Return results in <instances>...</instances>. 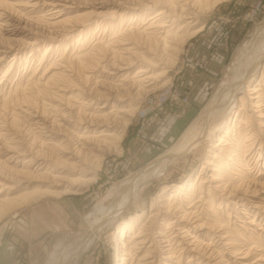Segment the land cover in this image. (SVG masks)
<instances>
[{"label":"rangeland","instance_id":"374dc122","mask_svg":"<svg viewBox=\"0 0 264 264\" xmlns=\"http://www.w3.org/2000/svg\"><path fill=\"white\" fill-rule=\"evenodd\" d=\"M0 1L4 3V6L0 5V12L3 14L0 20L2 159L6 148L13 149L22 144L26 148L35 140L39 143L44 140L48 146L51 145V140L44 139L43 134L37 130V125H33L36 123L34 116L40 115L44 118L42 115L47 111L45 103L50 102L47 101V92L41 90L38 85L43 84L40 74L55 61L57 63L61 58L64 59L67 54L81 49L88 50L100 42L107 46L110 40V30H99L98 33L95 23L91 22L89 29L81 35L86 39L85 42L79 44V31L73 33L72 27L65 30L49 21H61L77 13L90 12L101 22L104 17L112 15L118 8L116 4L121 1L58 0L60 4L71 7L62 11L63 7H59L61 13L58 16L50 15L53 9L44 3V0ZM118 19L115 15L114 24ZM128 19L127 16L125 24H128ZM200 27V31L181 43L179 51L174 53L172 58H165L164 61L168 62L166 67L162 64L153 66L155 75L166 71L162 77H157L155 89L134 95L135 97L128 94L129 98L120 102V105L130 109L127 113L119 114L118 120L115 118L113 125L109 126L115 137L101 156L102 159L88 157L89 164L78 166L80 169L57 170L60 172L58 177L53 176L54 172H30L32 168H25L28 171L25 173L12 174L14 179L22 182L11 191V195L17 198L0 208V264H121L122 257H125V264L135 263L136 257L133 255H122L127 247L125 244L130 245L132 238L131 233L126 231L127 228H124L121 237L123 223L136 218L137 227L144 223L146 229L152 230V236H156L155 228L164 227L163 223L172 216H165L163 220L153 219V213H150L151 203L154 198H171L179 186L185 193L187 189L192 191L190 197L181 193L176 196L181 200V209L193 211L196 215L192 216L189 226L193 224L194 227L198 223H204L206 226V221L216 222L222 226L221 231L225 232L219 236L216 230L208 232L207 228L205 232L208 235L205 237L190 229L194 238H189L188 235L187 239L197 246L195 251L199 255L187 263L189 252L178 248L173 256L175 260L180 258L181 264H212L215 261L216 264H264V260H257L264 257V151L259 157V163L256 161L257 155L249 157V165L245 162L240 165L233 160L227 161L231 177L229 181H223V185L232 191H224L222 194V191L216 192L213 203L208 201L206 188L209 184L206 182L207 174L212 165H207V168L201 170L202 165L206 166L204 161L211 159L214 152H218L213 145L219 136L223 135L226 127L233 129V123L239 124L234 121L238 108L236 103L227 110L223 124L217 127V131L189 151L171 159L157 176L149 178L138 190L134 199L114 218L112 224L103 228L99 238L89 243L80 253L78 251L81 243L85 244L89 217L98 205L110 204L112 207L124 199L133 185L134 177L145 166L171 149L189 126L195 124V127H204L210 113L213 110L217 113L224 103L230 101L229 90L235 86L239 77L237 75L246 72L257 51H261L259 47L264 41V0H220L199 16L194 29ZM56 47H59L58 50L54 49ZM44 48H48L47 52H44ZM108 55L106 59L111 58ZM139 65L132 64L128 73L132 75ZM263 65L264 59L261 58L257 72L245 85L260 79ZM102 76L105 77L104 74ZM91 82L93 81H90L89 87L93 86ZM225 93L228 95L225 96ZM241 94L242 92H239L237 98ZM66 96H69V93ZM110 106L111 104L104 110L108 111ZM45 119L48 120L47 117ZM60 136L63 137L62 134ZM229 139L231 143L229 148L226 147L228 150L222 151L220 155L225 157V160L234 155L243 160L248 148L244 147V144H240L239 150L233 148L236 134L230 135ZM239 140L244 143V138ZM48 153L49 151L45 150V154ZM25 159L20 162L19 169ZM255 161L256 169L252 168ZM77 164L79 165V162ZM34 166L36 167L37 163ZM238 169H242L246 174L248 172L243 183H235V173ZM196 176L205 179V182H202L205 187L202 192L199 191L202 183L196 182ZM254 188L255 191L251 192ZM4 193L6 191L0 195ZM176 203L174 207L177 210ZM194 219L198 220L193 223ZM209 223L207 225H210ZM77 252L79 255L76 257ZM144 253L145 251L141 252V256ZM245 254L246 258H241ZM196 257H199V261Z\"/></svg>","mask_w":264,"mask_h":264},{"label":"bare ground","instance_id":"6f19581e","mask_svg":"<svg viewBox=\"0 0 264 264\" xmlns=\"http://www.w3.org/2000/svg\"><path fill=\"white\" fill-rule=\"evenodd\" d=\"M120 1L121 2L118 4L115 3L118 5V8L112 15L107 18L104 17L101 22L95 19V16L90 12L77 13L61 21H49L56 26H62L65 30L66 28L69 30L72 27L71 32L73 33L79 31V44L85 42L86 39H84L83 36L81 37V35L89 29L91 22L95 23L97 32L99 30L102 32L110 30L108 34V36L110 35V40L107 46L99 41L100 43L98 45H94L88 50L81 49L78 52L75 51V53L67 54L68 56L66 55L64 59L60 56L61 60L59 62L55 63V61L51 64L52 67H50L51 65L49 64L50 66L40 74L39 77L43 79V84L38 83V85L41 90L47 92V95L50 97V99L48 97L47 101L50 102H46L47 104L45 103V109L47 110L45 112L46 114H41L44 118L40 115H38L39 117L37 115L34 116L33 120H35L34 122L36 123L33 125H37V130L40 134H43L44 139L51 140V145L48 146L44 140H41L40 143L35 140L29 147L24 145L26 148L23 147V144L13 149L4 148L6 152L4 150L5 154L3 158L0 159V194L4 191H6V193L0 195V208L9 202H13L17 198V196L11 195V191L22 181L14 179L12 177L13 173H25L28 172L25 168H32L30 172L47 171L48 174L54 172L52 173L53 176L58 177L60 172H57V170L63 171L65 168L67 171H71V169L77 170L80 169L81 165L89 164L88 157L90 158L93 156L99 158L103 156L108 145L112 143L111 140L115 137L114 133L109 129V126H111L115 118H119V114L127 113L130 109L123 104L120 105V102L124 101L125 98H129L130 95L128 96V94L138 96L140 93H147L155 89L158 81L157 77H162L166 71H162L155 75L153 66L162 64L163 67H166L168 62L164 61L165 58H170L174 53H177L181 43L183 44L191 35L193 36L202 29V27L194 29V26L197 25L199 20V16L220 0ZM1 2L2 1H0V5L4 6V3ZM45 2L53 9L50 15L58 16L63 9L71 8L70 5L64 6L60 4L58 0H44V3ZM59 7H63L61 11L58 9ZM115 15L119 18L116 24L113 22L115 21ZM127 16L129 22L125 24L124 21ZM1 18H3V14L0 12V20ZM84 22H86V24H84ZM53 27L55 28V26ZM32 45L33 43L30 44L31 47ZM58 48L59 47H56L54 49L58 50ZM66 48L67 44H65L64 50H66ZM259 48L261 51H257L258 53L255 54L249 68L246 69V72L243 71L244 73H241L242 75L238 74L237 76L239 77L235 82V86H231L232 88L230 87V101L224 103L217 113L213 112L215 111L213 110L204 127L200 125L195 127V124L189 126L183 137L171 149L165 151L158 158L151 161L140 173H138V175H136V177H134L135 180L133 185L128 189V193H126L127 195L124 199L117 202L118 205L115 203L111 207L110 204L107 206L100 204L96 207L89 217L87 237L85 238L86 240L84 239L85 244L82 245L81 243L78 249L79 253L83 248L87 247L89 243L99 238L103 228L112 224L114 218H116L118 214L123 211V208L134 199L133 197L137 194L138 190L146 184L149 178L157 176L167 163H170L169 161L171 159L189 151L202 140L208 139L217 127L221 125V123L223 124L227 110L234 106L235 103L238 108L235 112L234 121L239 124L233 123V129L228 126L226 127L223 135L219 136L218 141L213 145L214 148L218 149L219 153L214 152L211 159L204 161L206 166L202 165L201 170L212 165V168H209L210 172L208 174L206 173V182L209 183L207 185L208 187L206 186L208 190V201L213 203L217 195L216 192L218 191H222L220 192L221 194L224 191L228 193L232 191L226 188V185H223V181H227L231 177V174L228 172L230 166L227 162L228 160H233L240 165L243 164V162L249 165L250 158L257 155L256 161L259 163V157L264 151V65L262 66L260 79L258 81L256 80L257 82L255 83L245 85L250 77L257 72L260 59H264V41ZM46 49L44 52H47ZM108 54L111 56L110 59L105 58ZM149 56L150 58L148 59L147 57ZM164 62L165 64H163ZM135 63H139L140 65L135 69L134 73L130 75L128 71L131 65ZM96 72L100 74H96ZM102 74H104V78H102ZM91 80L93 81L91 82L93 86L89 87ZM242 87H244V90H242ZM37 89H39L38 86ZM91 92L92 94H90ZM239 92H242V94L237 98ZM67 93H69V96H66ZM226 93L225 96L228 95ZM109 104H111L109 110L105 111L104 109ZM45 117H47L48 120L45 119ZM47 122L48 124H46ZM59 130L61 132H59ZM75 130H77V132ZM47 132L50 134L48 133L47 135ZM61 134L63 137L60 136ZM233 134H236L237 138L235 139V146L233 147L235 150L240 149V144H244L243 146L248 148L243 160L234 157L235 153L232 154L234 156L231 159L229 156L227 160L220 155L222 151L228 150L226 147L229 148L231 143L229 138L230 135ZM33 136L32 139H34ZM238 138H244V143H241ZM45 150L49 151V155L45 154ZM24 158H26L22 163V168L24 169H19L18 166L21 165L20 162ZM77 162H79V165ZM255 162L254 165L252 164L253 166L251 165L252 168L255 167L254 169L257 168V162L256 164ZM36 163L37 166L35 167L34 164ZM235 175L237 178L235 183H243L245 181L244 179L248 176V172L246 174L242 169H238ZM195 179L196 182H205V179L198 176H196ZM247 182L250 183L251 180H247ZM203 188L205 187H203L202 183L199 191L202 192ZM254 191L255 188L252 189L251 192ZM180 193L181 195L184 194V196L188 195L189 197L192 195L191 189H187V193H185L181 191V186H179L176 193L170 196L171 198L161 200H157V198L153 199L150 210V213H153L151 214L153 219L161 218V220H163L162 218L165 216H172L167 222L163 223L164 227H160V229L157 227L155 228L156 230L154 233H156V236H152V230L146 229V224L144 225V223H142L140 227H137L136 218H131L128 222L123 223V228L121 227V237L124 234V228H127L126 231L131 233L132 238L130 245L125 244L127 247L124 248L125 252H123L122 255L131 254L136 257L135 263L132 264H181L180 258L176 259V261L173 257L178 248L181 250L185 249L189 252L190 258L187 261V263H189L195 256L199 255V253L195 251L197 246H194L193 243L187 239L188 235L190 236L189 238H194L190 229H194L195 232H200L201 236L204 235L205 237L208 235L205 232L207 228L208 232L216 230L219 236L225 232L221 231L223 229L222 226L216 222L209 223L206 221V223L210 225L205 223L206 226H204V223H198L195 224L194 227L191 223L192 225L189 226V221L193 219L192 216L196 215H194L193 211L188 212L186 209H181V200L176 198ZM239 200H242V198H239ZM174 203L178 205L177 210L175 209L176 207H174ZM205 203H207V201ZM172 212H174L175 215H173L174 213L172 214ZM194 220L193 223L198 219ZM135 227H137L136 231ZM144 251L145 253L141 256V252ZM79 253L77 252L76 257ZM166 253L169 254L164 257ZM201 256L206 257L204 255ZM246 256L245 254L241 258H246ZM206 258L208 259V257ZM123 260H125V257H122L121 264L126 263ZM257 260H264V257L263 259L258 258ZM212 264H216V261ZM241 264L250 263L242 262Z\"/></svg>","mask_w":264,"mask_h":264}]
</instances>
